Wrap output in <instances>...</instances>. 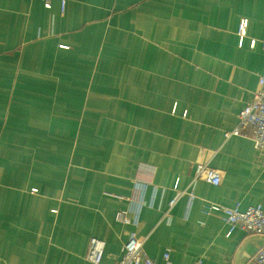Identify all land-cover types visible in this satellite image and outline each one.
Masks as SVG:
<instances>
[{"label": "crops", "instance_id": "crops-1", "mask_svg": "<svg viewBox=\"0 0 264 264\" xmlns=\"http://www.w3.org/2000/svg\"><path fill=\"white\" fill-rule=\"evenodd\" d=\"M261 76L264 0H0V264H93L92 236L113 264L131 232L154 264H255L264 235L208 205L264 209L224 135Z\"/></svg>", "mask_w": 264, "mask_h": 264}, {"label": "built area", "instance_id": "built-area-1", "mask_svg": "<svg viewBox=\"0 0 264 264\" xmlns=\"http://www.w3.org/2000/svg\"><path fill=\"white\" fill-rule=\"evenodd\" d=\"M48 7L50 0H44ZM246 20H242L238 27L239 37L242 39L245 35ZM254 41L250 42V47H253ZM258 89L253 93L252 99L238 113L236 127L225 132V137L232 135L248 136L254 145V148L259 153V156L264 160V76L258 79ZM222 180V172L210 167L206 163L196 164L192 180L190 182L191 190L187 192L190 199L194 198L192 188L197 181H205L212 185L220 184ZM180 192L169 202L170 210L175 204ZM208 207L215 211H220L223 214V220L228 226V234L234 229L239 228L244 231L255 232L264 235V209L261 205L249 206L244 210L239 209V204L236 203L232 207L221 206L217 204H209ZM125 212H119L116 216L118 220H122ZM169 211L165 212V217L168 219ZM123 255L113 264H154L147 256L143 249V242L136 237L134 232L129 233L128 239L124 246ZM105 242L98 236L89 238L86 254V259L93 264H100L104 254ZM168 252L163 254L164 261L168 260ZM255 264H264V244L256 251L254 256Z\"/></svg>", "mask_w": 264, "mask_h": 264}]
</instances>
